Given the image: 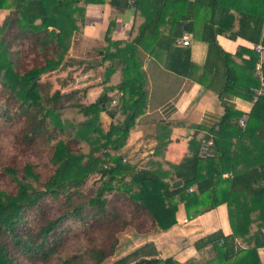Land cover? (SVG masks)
I'll return each instance as SVG.
<instances>
[{
    "label": "trees",
    "instance_id": "1",
    "mask_svg": "<svg viewBox=\"0 0 264 264\" xmlns=\"http://www.w3.org/2000/svg\"><path fill=\"white\" fill-rule=\"evenodd\" d=\"M95 1L0 0V10L11 9L0 26V83L20 108L25 124L23 140L33 144L44 139L53 146V173L40 187L35 185L41 177L33 166L24 168L22 179L14 170H7L16 182L17 191L15 194L0 191V264H18L14 251L50 258L55 252L50 239L62 224L69 218H83L87 204L81 201L82 189L95 175H100V186L88 206L94 209V217L106 215L107 224H112L114 219L118 222L123 211L132 208L148 223L143 235L161 233L178 223L180 204H184L189 217L226 204L232 234L212 233L197 242L196 248H209L216 254V259L207 264H262L259 250L264 249V95L256 100L244 127L239 121L245 114L226 106L218 129L207 130L204 137L197 136L179 165L163 160L169 125L160 129L155 155L147 164L125 160V154L120 152L127 146L131 130L146 113L148 105L138 45L147 35L159 30L172 4L169 0H152L159 6L150 13L148 0H135L136 13L145 18V23L124 48L109 37L113 25L110 26L108 47L103 53V62L108 64L103 75L104 92L96 103L85 105L75 100L79 90L46 92L47 86L41 79L65 64L74 33L79 31L81 15ZM251 1L238 9L242 14L240 28L237 35L231 36L258 44L264 35V0ZM195 2L191 5L211 13L210 22L204 25L200 36L208 45L204 68L213 72L209 87L216 86L222 78L221 89L214 87L220 99L230 90L253 95L252 88L260 89L264 85V64L259 74L256 70L261 55L252 50H241L236 56L224 52L218 46L217 36L225 28L233 27L232 23L225 24L226 7L220 0ZM111 4L129 5L128 0H111ZM181 31L177 25L161 42V47L172 58L168 69L186 77L190 69L189 53L175 48ZM244 53L249 59L240 66L234 58H242ZM17 55L23 58L14 60ZM183 56L185 62L178 64ZM120 70L121 76L114 83L112 76ZM116 90L120 96L112 105L108 94ZM5 115L11 118L8 112ZM107 117L108 127L104 125ZM210 135L214 137L212 157L201 158L202 142ZM177 180L182 184L173 188ZM48 200L64 201L69 209L58 218H45L35 226L30 225L27 212L37 210ZM117 233H108L107 241L111 244L107 252L93 251L94 264H103L114 253ZM60 263L75 264L73 259ZM114 264L183 263L172 257H159L156 247L146 244Z\"/></svg>",
    "mask_w": 264,
    "mask_h": 264
},
{
    "label": "crops",
    "instance_id": "2",
    "mask_svg": "<svg viewBox=\"0 0 264 264\" xmlns=\"http://www.w3.org/2000/svg\"><path fill=\"white\" fill-rule=\"evenodd\" d=\"M148 1L149 11L153 13L159 5L152 0ZM195 1L169 0L172 6L163 16L159 30H154L146 36L143 43L138 45L140 50L138 60L142 63L141 70L146 80L148 105L146 113L131 130L130 140L123 149V153L129 155L130 161L135 163L147 164L154 157L160 129L169 125L168 146L163 160L166 163L179 165L197 136L204 137L207 130L218 129L226 106L234 107L249 115L255 105V92L259 89L252 88L253 95L230 90L223 99H220L214 87L221 89L224 84L222 78L219 83H215L216 86L209 87L212 84L213 72L204 68L208 59V45L201 41L200 36L204 25L210 22L211 13L206 8L192 6L191 4H196ZM220 1L226 7L225 24L229 26L232 23L233 27L225 28L224 33L217 36L218 46L232 56H236L241 50L258 52L256 47L262 46L263 50L258 52L261 59L256 67L259 74L264 64V35L258 44L240 36L236 38L231 36L237 35L240 28L242 14L238 9L251 4L252 1ZM134 2L135 0H128V6L116 7L111 4V0H96L95 3L92 2L85 7L79 20V31L74 33L65 64L59 70L45 75L49 79L53 73H59L57 77L62 84L56 86L57 90L54 91L68 92L67 88L75 83L77 87L75 89L80 91L79 99L82 104L96 103L104 92L102 82L108 64L103 62V53L108 47L107 35L110 26L113 25L109 37L113 42L122 44L124 48L132 42L139 28L145 23V18L136 13ZM10 11L11 9L0 10V26ZM188 17L190 19H187ZM177 25L182 30V35L176 41L175 48L189 53L187 55L190 59V69L186 77L168 69L167 65L171 63L172 58L161 47V42L167 35L172 34ZM183 39H188L190 45L180 44ZM181 59L178 64L185 62V56ZM248 59L249 55L244 53L242 58L235 57L234 61L243 66V61ZM116 63L118 62L115 61ZM181 68L180 65L179 70ZM120 76L121 70L114 73L113 82L116 83ZM49 81L51 91L54 92L53 82L51 79ZM65 82L72 84L66 85ZM119 96L117 90L108 94L112 105V102L118 101ZM197 127H203L204 130ZM228 176L229 174L224 177ZM177 221L178 223L169 231L143 235L141 245L153 244L159 257L163 259L172 257L183 264L194 261L203 264L201 257L207 254L209 248L198 250L196 243L219 231L225 236L232 234L226 204L192 217L186 213L184 204H180ZM259 255L264 264V249L259 250Z\"/></svg>",
    "mask_w": 264,
    "mask_h": 264
},
{
    "label": "rangeland",
    "instance_id": "3",
    "mask_svg": "<svg viewBox=\"0 0 264 264\" xmlns=\"http://www.w3.org/2000/svg\"><path fill=\"white\" fill-rule=\"evenodd\" d=\"M14 49L16 48L14 47ZM19 58H23V55H17L14 60ZM24 61H27V59L24 58ZM58 74L53 73L49 76V79L53 82V91L57 90L56 86L59 87V84H62L61 80L57 77ZM45 78L46 76H43L41 81H44L47 86V92L52 88L49 86V79ZM69 84L72 83L70 82L67 85ZM75 86V83L69 86L67 88L68 92L79 90L75 89L77 88ZM78 99L79 95L76 96L75 100L78 101ZM112 103L113 105L115 104V102ZM5 112H8L11 118H8ZM109 122L108 117L104 119L106 127L109 126ZM24 126L25 124L20 116V108L17 101L13 99L11 93L5 90L0 83V191H6L9 194L16 193L17 185L12 176L7 172L8 169L14 170L17 176L22 179L24 178V168L27 165L33 166L35 173L41 177L40 182L35 183L37 187L45 184L53 173L51 165L53 146L48 144L44 139H38L33 144L25 142L22 137ZM120 153L124 154L123 150ZM130 158L129 155L125 154V160H130ZM99 186L100 175H95L83 187L81 201L87 204L83 218H69L62 224L57 234L50 239L51 247L55 249L54 254L50 258L43 259L41 256H31L30 254L21 255L17 251H14V257L19 260L18 264H61L62 260L72 259L75 264H94L95 262L91 254L94 250L107 252L111 244L107 241V235L115 231H118L116 234L118 243L114 253L103 264H114L142 247L141 238L145 229H148V223H146L144 216L139 213L137 214L136 210L132 208L124 210L119 221L115 222L114 219L112 224L104 222L107 219H105L106 215L94 217V209L90 208L88 203L95 195ZM112 208L115 211V205ZM68 209L69 207L67 205L65 207L64 201L56 202L48 200L37 207V210L28 211L27 217L30 225L34 224L35 226V223L37 225L38 221L41 222L45 218L55 219L62 216ZM42 212L44 214H40ZM206 252L207 254L201 257L204 262L203 264L216 259L215 253L209 250Z\"/></svg>",
    "mask_w": 264,
    "mask_h": 264
},
{
    "label": "built area",
    "instance_id": "4",
    "mask_svg": "<svg viewBox=\"0 0 264 264\" xmlns=\"http://www.w3.org/2000/svg\"><path fill=\"white\" fill-rule=\"evenodd\" d=\"M180 44H182L183 46H189L190 42L188 39H183L180 41ZM258 52H261L263 50L262 46H258L256 47ZM256 100L258 99V97L264 95V85H262V88H260L259 90H256ZM248 114H245V116L240 119L239 123L242 127H244L246 125V121L248 119ZM214 146V137L212 135H210V137L206 140H204L202 142L201 148H200V157L201 158H207V157H212V152L211 149ZM185 222H187V220H185Z\"/></svg>",
    "mask_w": 264,
    "mask_h": 264
},
{
    "label": "water",
    "instance_id": "5",
    "mask_svg": "<svg viewBox=\"0 0 264 264\" xmlns=\"http://www.w3.org/2000/svg\"><path fill=\"white\" fill-rule=\"evenodd\" d=\"M187 27V24L185 25V29ZM182 184V181L178 180L173 184V188H177L178 186H180Z\"/></svg>",
    "mask_w": 264,
    "mask_h": 264
}]
</instances>
